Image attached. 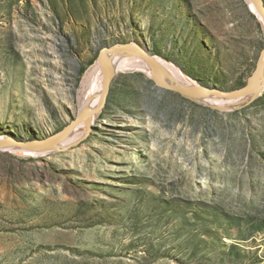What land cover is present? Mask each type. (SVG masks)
Here are the masks:
<instances>
[{
    "label": "rangeland",
    "instance_id": "1",
    "mask_svg": "<svg viewBox=\"0 0 264 264\" xmlns=\"http://www.w3.org/2000/svg\"><path fill=\"white\" fill-rule=\"evenodd\" d=\"M121 44L193 93L235 90L259 67L264 19L251 0H0V136L61 133ZM112 77L83 140L0 143V264H264V90L213 105L153 68Z\"/></svg>",
    "mask_w": 264,
    "mask_h": 264
},
{
    "label": "bare ground",
    "instance_id": "2",
    "mask_svg": "<svg viewBox=\"0 0 264 264\" xmlns=\"http://www.w3.org/2000/svg\"><path fill=\"white\" fill-rule=\"evenodd\" d=\"M139 53H140V50L134 48L133 46L119 53H106L104 56V66L108 69V71L111 73L112 76L116 75L120 69L125 68V67H137L140 69H144L149 74H151L152 65L149 64L148 62L146 63V61L145 63L144 62L142 63L141 60L143 58L141 55H139ZM156 60L160 64V72L166 83L168 82H169L168 84H184L185 83L188 86H196L194 85L192 80L187 76V74H185L180 68L174 67V65H171L170 62L166 61L165 59L156 58ZM93 76H94L93 89L91 91L90 97H88L87 99L83 101L81 111H85V110L92 111L97 106H99L101 102L102 92H103V70H102V66L100 65V63L96 65ZM263 90H264V78L262 74L259 73V77L257 81L252 86V93L240 99H235L231 101L223 100L224 98L219 97L218 95H212L203 90H201L198 93L186 92V95L195 96L196 98L204 100L213 105H224L227 102H232L233 104H241V103L247 102L248 100L252 99L256 95H259ZM97 115L98 114L84 119L77 126H75L71 130V132L68 135H66L59 143H57L54 146L48 147L47 149L50 150V149H57L58 147H65L68 144L82 137L84 134L87 133L88 124H94V122L98 119ZM72 132H74L75 134L74 133L72 134ZM4 139L5 138L0 136V141ZM2 147L14 148V144L10 142H6L2 145ZM29 151L31 153L32 152L39 153L38 151H42V149L36 148V149H31Z\"/></svg>",
    "mask_w": 264,
    "mask_h": 264
},
{
    "label": "water",
    "instance_id": "3",
    "mask_svg": "<svg viewBox=\"0 0 264 264\" xmlns=\"http://www.w3.org/2000/svg\"><path fill=\"white\" fill-rule=\"evenodd\" d=\"M251 1L254 4V6L256 7L257 11L260 13V15L264 19V0H251ZM132 46L134 48L140 50V54L143 55L142 57L145 58L147 61H149V63L152 65L154 73L161 77V80L164 82L166 88L177 90V91H186V92H193L196 89H198L195 86L166 83L164 81L162 75H161L160 67H159L160 64L158 63L156 58L149 55L142 47H140L138 45H135V44H127V45L123 44L122 45L121 44V45H116V46H112V47L105 46L99 55V63L102 66V70H103V92H102V99H101L99 106H97L92 111H86V110L80 111V113L77 115V117L61 133L55 135L54 137L39 139V140L32 141V142H23V141L14 140L12 138H7V139L0 141V143H3V144L6 142H10L12 144L15 143L19 147H21L22 149H27V150L36 149V148L47 149L48 147L54 146L57 143H59L66 135L69 134V132L75 126H77L84 119L98 114L103 109V107L105 106L107 98L110 94L111 83H112V79H113L111 73L104 66L105 54L106 53H119L123 50H127V49L131 48ZM263 67H264V49H263L262 54H261V59H260L258 69L255 71V73L250 77L248 82L242 88L235 89V90H222L219 88H210V87L202 86V89L204 91L212 94V95H218V96H221L224 98H240V97L249 95L252 93V86L257 81V79L259 77V73L260 74L264 73ZM91 132H92V124H88L86 135H90ZM83 139L84 138L82 137L80 139V141Z\"/></svg>",
    "mask_w": 264,
    "mask_h": 264
}]
</instances>
